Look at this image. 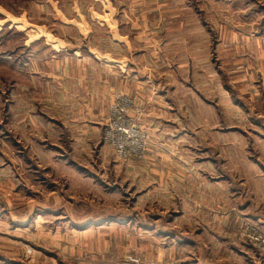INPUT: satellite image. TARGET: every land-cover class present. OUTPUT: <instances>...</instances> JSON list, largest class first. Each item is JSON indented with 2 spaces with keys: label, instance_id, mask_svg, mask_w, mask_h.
Returning <instances> with one entry per match:
<instances>
[{
  "label": "crops",
  "instance_id": "obj_1",
  "mask_svg": "<svg viewBox=\"0 0 264 264\" xmlns=\"http://www.w3.org/2000/svg\"><path fill=\"white\" fill-rule=\"evenodd\" d=\"M150 42L153 50L137 57L136 69L132 57L123 61L77 51L59 57L62 117L52 125L45 113L27 114L26 124L14 125L18 148L0 152V264H128L126 258L135 255L155 264H264V40L235 37L218 45V123L202 127L218 126L219 134L202 137L174 133L180 126L184 131L196 126L192 116L181 117L179 111L191 110L185 98L191 105L199 96L181 89L182 77L168 70L174 62L160 54L157 40ZM196 62L193 53L187 55L190 76ZM37 82L32 80L33 86ZM119 96L132 100L127 115L149 140L210 143L218 166L195 165L188 150L171 157L149 150L141 161L118 162L113 156L106 161V175L111 190L122 192L116 202L121 210L102 218L84 216L89 208L61 192H79L81 180L91 177L90 171L97 174L94 159L102 153L75 149L97 147ZM134 106L140 107L139 117ZM52 136L68 150L57 146L61 151L52 156ZM21 145L27 150L19 151ZM177 154L185 165L177 164ZM52 157L58 160L54 168ZM82 157L90 159L89 175L78 162ZM52 169L63 181L72 171L71 183L55 184ZM196 189L211 194L195 198ZM246 226L252 232L244 233Z\"/></svg>",
  "mask_w": 264,
  "mask_h": 264
},
{
  "label": "rangeland",
  "instance_id": "obj_2",
  "mask_svg": "<svg viewBox=\"0 0 264 264\" xmlns=\"http://www.w3.org/2000/svg\"><path fill=\"white\" fill-rule=\"evenodd\" d=\"M235 37L264 40V0H0V152L7 154L16 149L14 125L17 121L26 124L27 114L33 116L35 113H45L52 125L62 117L59 116V102L62 99L58 81L59 57L69 58L76 51V54L85 56L94 54L100 57L99 55L109 54L123 61L132 57L131 63L136 69L139 68L137 57L153 50L150 39L157 40L160 54L167 58V61L174 62L168 70L173 69L182 77V84H179L182 85L181 89L184 92L194 90L195 97L197 93L200 98L191 105L185 98L183 102L190 106L191 110L179 111L181 117L186 116L185 114L192 116L196 126L187 127V131L180 126L176 131L173 130L174 133L199 137H202V134L218 135V126L202 127V124L218 123L221 91L217 71L218 45ZM161 41L163 43L159 46ZM124 42H130L131 46L130 43ZM221 46H224V43ZM192 53L194 59L199 62L193 63L191 72L189 71L190 76L186 58ZM165 65L164 63V71ZM101 70L105 69L99 67V71ZM138 72L141 73L140 70ZM37 79L39 82L33 86L32 80L36 82ZM66 99L70 104L69 95ZM139 108H133L137 117L140 114ZM134 120L145 140L144 152L140 151L143 153L141 157L118 158L112 146L104 140L106 126L97 147H88L85 144L75 149V145H72L75 150L102 153L99 158L94 159L98 165L95 170L97 174L90 171L91 177L87 176L81 180V191L61 192L67 199L78 197L76 200L82 202L83 210L89 208L88 211H83L84 216L97 215L102 218L121 210V207L116 206V202L123 198L122 192L116 188L111 190L112 179L106 175V161H111L113 156L118 162L130 159L141 161L149 150L164 152L170 157L177 151L188 150L195 156V165L205 166L206 163L211 164V167L218 166L219 160L214 150L210 149L212 144L202 141L152 142L136 119ZM183 120L180 118L178 121L183 124ZM57 146L68 150V144L56 142L52 136V142L49 144L52 156L60 153L61 150H58ZM26 150V145L19 147V151ZM178 156L177 154L175 159L177 164L185 165V158ZM57 161L52 157L53 168L56 167ZM78 162L86 167L83 174L89 175L90 159L82 157L78 158ZM66 173L64 181L58 180L57 171L52 169L51 180L62 186L70 184L72 171L68 169ZM89 178L92 181H89ZM205 194H211V190H195V198H204ZM252 230L251 226L244 227V233H250ZM117 232L118 239L126 245L127 240L122 239L126 236L124 232ZM252 240L259 243L256 237ZM106 257L108 255L104 256V261H109ZM132 257L150 261L135 255L128 256L126 263L128 258Z\"/></svg>",
  "mask_w": 264,
  "mask_h": 264
},
{
  "label": "built area",
  "instance_id": "obj_3",
  "mask_svg": "<svg viewBox=\"0 0 264 264\" xmlns=\"http://www.w3.org/2000/svg\"><path fill=\"white\" fill-rule=\"evenodd\" d=\"M132 100L118 97L117 103L111 108V115L104 131V140L112 146L118 158L126 159L130 156L141 157L145 142L143 135L135 125V120L128 117L127 108ZM128 264H155L151 261H142L138 257L128 258Z\"/></svg>",
  "mask_w": 264,
  "mask_h": 264
}]
</instances>
